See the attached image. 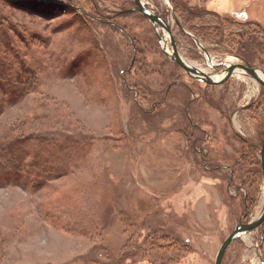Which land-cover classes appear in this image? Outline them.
<instances>
[{
  "label": "rangeland",
  "instance_id": "374dc122",
  "mask_svg": "<svg viewBox=\"0 0 264 264\" xmlns=\"http://www.w3.org/2000/svg\"><path fill=\"white\" fill-rule=\"evenodd\" d=\"M57 1L0 0V264H215L264 211V87L194 80L133 0ZM143 1L197 68L264 75V0ZM222 264H264V224Z\"/></svg>",
  "mask_w": 264,
  "mask_h": 264
},
{
  "label": "water",
  "instance_id": "95a60500",
  "mask_svg": "<svg viewBox=\"0 0 264 264\" xmlns=\"http://www.w3.org/2000/svg\"><path fill=\"white\" fill-rule=\"evenodd\" d=\"M133 2L137 5L138 7V12L141 13L144 17H146L152 24L153 27L156 28V25H159L163 30H166L168 33V36L170 38V41L172 43V54H170L167 50V40L165 37H162L160 33L157 31V35L159 37V41L162 44V50L165 53V55L175 61L177 64H179L186 72H188L190 75L196 76L197 78L199 77L200 80L207 84L211 85H220L224 83L226 80L230 78V76L237 71L243 72L247 74L248 76L252 77L255 79L258 83H260L264 87V80L259 77V70L256 68H253L251 66H246V65H232L229 64L228 68L224 70V77L220 80H215L209 76H207L205 73H203L201 70L190 64L189 62H186L181 58L177 51V46H176V40L174 38V35L171 31L170 25L165 23L161 17H158L157 15L153 14L147 7L146 4L143 0H133ZM198 43V42H197ZM261 164H262V169L264 172V140L262 143V148H261ZM264 224V211L262 214L255 220L246 223V224H239L237 229L223 242L217 257L215 264H222L223 257L229 248V246L239 237L242 235L256 230L259 226Z\"/></svg>",
  "mask_w": 264,
  "mask_h": 264
},
{
  "label": "flooded vegetation",
  "instance_id": "af4514ba",
  "mask_svg": "<svg viewBox=\"0 0 264 264\" xmlns=\"http://www.w3.org/2000/svg\"><path fill=\"white\" fill-rule=\"evenodd\" d=\"M146 7H147V5H146ZM151 11V10H150ZM133 12H138V7H134L133 8ZM152 12V11H151ZM153 13V12H152ZM157 13V14H156ZM156 13H153V14H155V15H157L158 17H161V19L165 22V23H167V24H169L170 25V28H171V31H172V24H171V20L168 18V17H162V14H159V11H157ZM164 16V15H163ZM106 19V18H105ZM108 19V18H107ZM111 19L109 18L108 20H107V22H105V23H108V24H111L112 22L110 21ZM104 21H101L100 23H103ZM113 25H115L114 23H113ZM158 26L159 25H156V28L154 27V29H155V31H156V29L158 30ZM178 26H179V28L180 29H182L181 28V24H178ZM160 27V26H159ZM158 32H159V30H158ZM160 33V32H159ZM172 33H173V31H172ZM187 34H189L188 32H186ZM161 35V34H160ZM174 35V34H173ZM156 36H157V38H158V40H159V37H158V35H157V31H156ZM162 36V35H161ZM195 35H193L192 37H191V39H193L195 42H197L196 41V38L194 37ZM162 37H164V36H162ZM166 38V40H167V37H165ZM175 38V37H174ZM176 40V39H175ZM159 43H160V41H159ZM161 44V43H160ZM167 46H168V44H167ZM176 46H177V51H178V43H177V41H176ZM171 47H172V43H171ZM167 50H168V47H167ZM205 51V53L207 54V56H208V53H207V50H204ZM168 52H169V50H168ZM172 52H173V50H172ZM170 54H172L171 52H169ZM178 53H179V51H178ZM180 55V54H179ZM181 56V55H180ZM168 58V57H167ZM182 58V57H181ZM183 59V58H182ZM171 60V59H170ZM184 60V59H183ZM171 61H173V60H171ZM186 61V60H185ZM173 62H175V61H173ZM186 62H188V61H186ZM176 63V62H175ZM190 63V62H189ZM190 64H192V63H190ZM193 65V64H192ZM214 65V67H217V69H219L220 68V74L222 75V74H224V70H226L227 68H228V66H229V63L228 64H213ZM232 65H241V64H232ZM245 65L246 66H251V65H249V64H247V63H245ZM180 66V65H179ZM194 66V65H193ZM181 67V66H180ZM196 67V66H195ZM224 67H226L225 69H224ZM251 67H253V66H251ZM197 68V67H196ZM221 68H223V69H221ZM254 68V67H253ZM199 70H201L203 73H205L207 76H209V77H211V78H213V79H215L212 75H209V74H207L205 71H203L202 69H200V68H198ZM188 73V72H187ZM189 74V73H188ZM191 77H193V79L194 80H196V81H198V82H201V83H203V84H205V85H207V86H215V85H211V84H207V83H205V82H203L202 80H200V78L198 77H196V76H193V75H190ZM224 76V75H223ZM232 76V75H231ZM230 76V77H231ZM215 80H217V79H215ZM220 80V79H219ZM227 81V80H226ZM183 85V86H185L191 93H193V90H191L190 89V86L189 85H187V84H185V83H181V82H177V81H173V82H170V84L168 85V89H167V91H166V95H165V99H164V101L163 102H166L165 100H167V97H168V94L170 93V91L174 88V87H176V85ZM184 99L185 98H183L182 99V101L184 102ZM194 100L193 99H189L188 100V105H187V110H189L190 109V103L191 102H193ZM190 119H191V117H190Z\"/></svg>",
  "mask_w": 264,
  "mask_h": 264
},
{
  "label": "trees",
  "instance_id": "16d2710c",
  "mask_svg": "<svg viewBox=\"0 0 264 264\" xmlns=\"http://www.w3.org/2000/svg\"><path fill=\"white\" fill-rule=\"evenodd\" d=\"M36 2L38 3V4H47V5H52V6H54V5H56V6H67V4L65 3V2H59V1H57V0H54V1H46V0H36ZM81 12L82 13H84L85 15H87V12H85L84 10H81ZM234 24H237V25H239L238 23H236V22H233ZM242 24H244V23H242ZM247 24V23H246ZM241 26H243V25H241ZM196 30H197V32H201V31H203V29H201L200 27L199 28H196ZM251 65V64H250ZM18 80V79H17ZM16 88H17V85H14ZM25 139H29V137L28 138H25ZM23 140V139H22ZM17 142H13V144H12V148H14L15 146H16V144L20 141V139H17L16 140ZM11 147V146H10ZM20 174V172H17L16 171V169L15 168H12V169H10V171L9 170H3V178H6V177H16V178H18L19 177V174ZM1 174V173H0Z\"/></svg>",
  "mask_w": 264,
  "mask_h": 264
},
{
  "label": "bare ground",
  "instance_id": "6f19581e",
  "mask_svg": "<svg viewBox=\"0 0 264 264\" xmlns=\"http://www.w3.org/2000/svg\"><path fill=\"white\" fill-rule=\"evenodd\" d=\"M229 64H231V63H229ZM258 74H259V77H261V79H263L264 80V75L261 73V72H258ZM224 76H222L221 77V79L223 78ZM255 80V79H254ZM256 81V80H255ZM257 82V81H256Z\"/></svg>",
  "mask_w": 264,
  "mask_h": 264
}]
</instances>
